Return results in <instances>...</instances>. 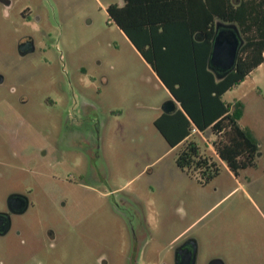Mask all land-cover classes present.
<instances>
[{
	"label": "rangeland",
	"instance_id": "1",
	"mask_svg": "<svg viewBox=\"0 0 264 264\" xmlns=\"http://www.w3.org/2000/svg\"><path fill=\"white\" fill-rule=\"evenodd\" d=\"M119 1L0 0V208L30 189L37 202L0 237V264H131L133 234L143 264H172L188 238L200 264H264V63L223 96L244 104L255 166L235 176L196 133L223 166L202 185L154 125L172 96L108 14Z\"/></svg>",
	"mask_w": 264,
	"mask_h": 264
},
{
	"label": "trees",
	"instance_id": "2",
	"mask_svg": "<svg viewBox=\"0 0 264 264\" xmlns=\"http://www.w3.org/2000/svg\"><path fill=\"white\" fill-rule=\"evenodd\" d=\"M107 12L181 107L154 122L170 149H181L178 168L202 185L219 177L222 164L191 139L209 130L216 156L235 176L254 167L259 145L239 124L244 104L223 96L264 63V0H124ZM217 22L236 24L246 42L222 80L208 68Z\"/></svg>",
	"mask_w": 264,
	"mask_h": 264
},
{
	"label": "flooded vegetation",
	"instance_id": "3",
	"mask_svg": "<svg viewBox=\"0 0 264 264\" xmlns=\"http://www.w3.org/2000/svg\"><path fill=\"white\" fill-rule=\"evenodd\" d=\"M120 1L122 2L120 3ZM120 1L118 5H123L124 0ZM6 4L8 7H11L12 5L10 1H8ZM28 10L29 9H27V11ZM27 11L22 13V17L30 23L32 21V17L30 13H27ZM36 47L37 46L34 37L26 36L19 44V54L22 57H26L33 53ZM31 192L32 189L28 190V194L19 191L9 194L5 205L0 208V237H5L8 235L12 229L16 227L17 221L22 220V218L26 217L30 211L34 210L37 202L32 200L31 196L29 195ZM131 240V264H143L141 261L144 257V242L142 243V239H140L136 234H133ZM201 250L200 243L197 239L188 238L174 250L172 264H200ZM215 260L220 259H212L208 264ZM162 264L168 263L162 262Z\"/></svg>",
	"mask_w": 264,
	"mask_h": 264
},
{
	"label": "water",
	"instance_id": "4",
	"mask_svg": "<svg viewBox=\"0 0 264 264\" xmlns=\"http://www.w3.org/2000/svg\"><path fill=\"white\" fill-rule=\"evenodd\" d=\"M243 35L236 24L217 22L212 49L208 60V68L218 80L224 79L234 71L239 54L245 45ZM181 109L179 103L172 97L163 107V113L171 114ZM210 264H224L215 260Z\"/></svg>",
	"mask_w": 264,
	"mask_h": 264
},
{
	"label": "crops",
	"instance_id": "5",
	"mask_svg": "<svg viewBox=\"0 0 264 264\" xmlns=\"http://www.w3.org/2000/svg\"><path fill=\"white\" fill-rule=\"evenodd\" d=\"M200 134V133H199ZM177 149H179V148H175V149H173V150H177ZM172 150V149H171Z\"/></svg>",
	"mask_w": 264,
	"mask_h": 264
},
{
	"label": "built area",
	"instance_id": "6",
	"mask_svg": "<svg viewBox=\"0 0 264 264\" xmlns=\"http://www.w3.org/2000/svg\"><path fill=\"white\" fill-rule=\"evenodd\" d=\"M198 133L197 131H195V134Z\"/></svg>",
	"mask_w": 264,
	"mask_h": 264
}]
</instances>
